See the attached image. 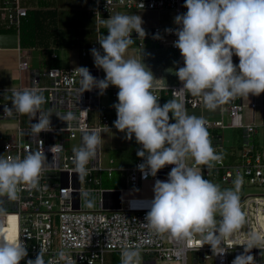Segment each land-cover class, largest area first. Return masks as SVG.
<instances>
[{
  "label": "clouds",
  "instance_id": "clouds-1",
  "mask_svg": "<svg viewBox=\"0 0 264 264\" xmlns=\"http://www.w3.org/2000/svg\"><path fill=\"white\" fill-rule=\"evenodd\" d=\"M141 6L144 7L142 3ZM184 7L186 13L174 18L178 27L165 29L178 37L173 43L183 58L184 66L175 73L183 84L179 91L202 97L210 111L238 97L264 93V0H185ZM143 23L137 14H116L107 19V35L98 40L102 51L90 50L95 66L106 75L98 80L87 67H79L81 93L99 89L103 95L109 86L118 88V102L112 105L117 115L113 126L125 134V139L134 137L141 146L136 154L143 161L137 166L142 178L156 177L162 168L173 165L166 180H155L154 196L144 203L147 212L143 226L151 234L167 237L182 250L200 237L202 245H210L214 254L223 255L226 249L222 241L245 222L240 201L243 175L237 172L232 187L222 189L198 170L204 166L211 172L224 158L215 151L205 120L189 115L180 99L159 103L158 79L143 62L142 51L140 60L125 58L134 43L132 33L143 38L147 35ZM153 38L161 37L157 33ZM234 55L239 58L238 65L233 63ZM11 102L12 108L4 107L5 114L26 115L37 121L31 124L29 136L39 137L41 132L51 130L52 114L42 111L47 101L41 92L15 91ZM57 116L67 124L75 119L72 113ZM170 119L175 122L170 123ZM101 139L100 133L84 130L81 145L73 148L72 164L80 179L88 175ZM52 148L57 153L63 151L60 144ZM50 163L42 151L28 152L23 158L0 155V205L15 201L20 185L38 189L46 164ZM244 246V253L236 256L232 264H256L248 253L253 248L264 250V233H249ZM56 255L55 264H60L65 253L59 251ZM120 255L121 264H140L138 247L125 246ZM27 256L23 242L0 236V264H20ZM26 264L53 262L45 261L40 250Z\"/></svg>",
  "mask_w": 264,
  "mask_h": 264
},
{
  "label": "built area",
  "instance_id": "built-area-1",
  "mask_svg": "<svg viewBox=\"0 0 264 264\" xmlns=\"http://www.w3.org/2000/svg\"><path fill=\"white\" fill-rule=\"evenodd\" d=\"M3 1L0 9L5 10V21L1 22L0 18V24L7 28L14 27L20 33L22 19L28 15V7L21 0ZM182 5L183 0H123V3L121 0H93L89 11L96 19L97 37L90 42L88 48H82L81 54L83 57L90 56L92 48L102 51L98 40L102 35H107L105 19L112 15L116 7L129 10L174 8L181 12ZM142 27L147 35L144 38L138 37L133 32L134 43L130 47L141 51L149 39L156 45H167L179 50L173 43L178 37L174 33L165 32V29H176L178 25ZM157 33L160 39L153 38ZM19 49L18 67L20 70H27L30 67L29 54L22 48ZM79 67H87L92 76L100 79L101 69L94 63L69 67L50 66L45 71L32 70L29 85L0 88V121L14 120L18 127L17 133L12 134L10 139L0 138V155L23 158L28 152L42 151L51 162L46 164L38 189L20 185L18 198L0 205L4 208L0 212V228L5 229L4 236L9 240H20L26 246L28 256L20 264H26L28 259L34 260L40 250L43 251L44 260L52 261L53 264L59 251L65 253L60 264H106L107 252L121 253L125 246L138 247L143 251L140 264H207V258H213V264H232L236 256L244 253V244L249 233H264V193L247 194L241 200L245 222L231 237L222 241V247L226 249L223 255L214 254L210 245H202L200 237L193 241L190 248L182 250L181 246L167 237L151 234L143 226L147 212L144 203L150 201L154 194H142L139 191L149 180H166L173 165L162 168L156 177L142 178L137 167L143 162L140 157L135 164L128 167L114 165L115 160L112 157L105 163L101 139L97 157L88 166V175L84 179L79 178L72 164L73 148L81 145L84 130L96 131L102 138L104 129H116L113 122L117 115L112 105L118 102V88L115 86H109L103 95L99 89L81 93ZM44 77L49 83H42ZM157 85L156 95L160 97L161 105L174 98L180 99L189 115H195V111L204 105L202 97H193L179 91L183 87L180 80ZM33 89L46 98L47 102L42 106V111L52 114L51 130L41 132L39 137L29 136L31 124L37 122L36 120L29 118L28 124L23 125V115L13 113L8 116L4 113L5 106L12 108L13 92ZM104 95L111 96L110 103L102 101ZM245 108H249L250 113L249 119L243 121ZM211 112L213 113L207 117L195 116L205 120L210 140L217 153H222L224 157V136L220 129L227 125L241 126L245 143L236 154L239 162L235 165L226 163L223 158L211 172L204 166L199 168L206 175H210L212 171L219 172L222 179L229 183H232L237 172L248 177L252 184L264 183V144L255 141V135L264 126V93L259 96L249 94L248 98L238 97ZM68 113L75 117L68 124L57 116ZM225 113L230 118L227 125L223 119ZM169 115L171 117V113ZM174 122L170 119V123ZM73 139L77 140V144L73 143ZM57 144L63 146V151L57 153L52 148ZM191 166L195 167L194 163ZM116 171H123L120 176H124L129 184L102 185L103 176L107 174L112 177ZM262 251L264 250L253 248L248 254L254 257L256 264H264ZM119 262L121 264V258Z\"/></svg>",
  "mask_w": 264,
  "mask_h": 264
},
{
  "label": "rangeland",
  "instance_id": "rangeland-1",
  "mask_svg": "<svg viewBox=\"0 0 264 264\" xmlns=\"http://www.w3.org/2000/svg\"><path fill=\"white\" fill-rule=\"evenodd\" d=\"M51 1L54 0H47V2L51 3ZM23 5H26L27 7H32L33 0H21ZM55 6L58 8V15H57V27L59 31V41L62 43V46H55L54 39H50L53 45H51V48L57 47V51L59 53V57L57 58L56 62L58 63V66L61 67H69V66H79V65H89L93 64L94 60L92 55L88 57H83L81 54L83 46L76 44L72 47L66 45L69 39H72L76 32L77 28H80L79 25H77L79 22H82V17H84L83 22L85 23L86 27H89L94 31V38L97 37V30H96V19L91 14V12H88V9L90 8L91 4L93 3V0H55ZM39 4H43V0H39ZM77 11V15L81 20L77 21L78 23H75V14ZM75 11V12H74ZM116 14H137L139 15V11L134 10H127L125 7H116L112 11V15L114 16ZM110 18V17H109ZM107 19H105V25L107 22ZM84 26V24H83ZM49 36L45 35V39H47ZM36 39V38H34ZM30 48L32 51L29 54V60L31 63V66H35L37 69H41L42 71H45L47 68H49L50 65L53 64L54 59L49 56V54L44 53L43 51H40L38 48H36L34 45ZM24 50H28L27 46H23ZM85 48H88V46H85ZM1 52H7L9 54L10 51L2 50ZM19 53V52H18ZM19 60V59H18ZM30 68V67H29ZM26 70V74H24V83L26 85L30 84V76H31V69ZM12 87H18L21 85L20 83V77L19 72H14L12 77ZM42 83H49V80L47 78L42 79ZM102 101L104 103H110L111 102V96L110 95H104L102 98ZM210 110H207L205 106L203 105L202 108H199L195 111V115L200 116H209L211 115ZM249 113L250 109L245 108L243 111V121H246L249 119ZM219 117V116H218ZM224 123L227 125L230 123L229 114H224ZM29 122V117L26 115H23L22 123L23 125H27ZM0 138L1 140L10 139L12 134L17 133V125L16 121L14 120H2L0 121ZM5 127H7L5 129ZM220 132L224 136V160L226 163H231L234 165L239 162V158L237 157L238 151L244 146L245 139H244V132L243 128L241 126H232L227 125L220 129ZM210 138V137H209ZM135 141V138L132 139ZM74 144H77V140H72ZM255 141L257 143L261 142L264 144V126L260 127V131L257 135H255ZM102 143H103V153H104V162L108 163V160L110 157L114 158V165L119 167H128L133 164H135L138 156L137 151L140 148L139 145H132L130 143V140L125 139V134L118 131L117 129H104L102 131ZM188 164H193L194 162L192 160L187 161ZM198 170H202L199 168ZM127 172V171H126ZM120 173H123V171H116L112 177L107 176L105 174L102 179V185L104 186H113L117 184H121L123 186L128 185L129 182L124 176H120ZM202 174L205 179H209L214 183H217L221 186V188H231L232 183L225 182L222 179V175L219 172L212 171L210 175H206L205 172L202 170ZM236 176V174H235ZM235 178V177H234ZM244 178V185L242 186L241 192H240V201L247 195L251 193H264V183L262 184H252L249 182L248 177L243 175ZM155 181L149 180L145 182L142 185V188L139 192L142 194H154L153 193V186ZM86 198V195H85ZM141 253L140 260L143 259V251L139 250ZM232 254V251L230 252ZM120 252H107L106 253V264H119L120 258H121ZM207 264H213V258H207Z\"/></svg>",
  "mask_w": 264,
  "mask_h": 264
},
{
  "label": "crops",
  "instance_id": "crops-1",
  "mask_svg": "<svg viewBox=\"0 0 264 264\" xmlns=\"http://www.w3.org/2000/svg\"><path fill=\"white\" fill-rule=\"evenodd\" d=\"M55 1V0H54ZM51 1V3L47 2V0H43V4H39V0H33V5L31 8H37L40 5H43L44 8H57L55 6V2ZM60 1V0H59ZM185 0H183L182 10L181 12L177 11L174 8H163V9H136L139 11V15L142 17L144 23L143 25H176L174 22V18L178 14L186 13L187 9L184 7ZM4 4L3 0H0V6ZM26 6V5H25ZM128 10V9H127ZM58 11V8H57ZM56 11V12H57ZM76 11V10H75ZM74 11V12H75ZM89 12V9H88ZM78 13L76 11L75 14V23L81 20L79 16H76ZM0 18L1 22L5 21V10L0 9ZM82 22L77 25L83 24ZM79 29L78 27H76ZM81 28V27H80ZM0 29H4L6 31H0V88H8L12 87V77L14 72H19L20 83L26 85L24 83V74H26V70H20L18 67L19 63V55L20 48H23L24 45L21 43V35L17 31L16 28H7L4 27L3 24H0ZM9 30V31H7ZM79 38L78 31L72 39H69L67 44H73L77 42L76 40ZM62 44V43H61ZM28 47V54L31 53L32 47ZM2 50L10 51L9 54L7 52H1ZM143 53V62L147 66L149 70L152 71L155 78L158 80L156 83H175L179 80L178 76L175 74L179 67L184 66L183 58L179 50L173 49L167 45L161 46L156 45L153 41L147 40V45L141 49ZM141 51H138L135 48L129 47L128 52L126 53L125 58H136L138 60L141 59ZM19 52V53H18ZM29 59V56H28ZM30 62V60H29ZM234 65H238L239 58L237 56H233ZM31 71L35 68V66H31ZM104 71L100 70V79L105 77Z\"/></svg>",
  "mask_w": 264,
  "mask_h": 264
},
{
  "label": "trees",
  "instance_id": "trees-1",
  "mask_svg": "<svg viewBox=\"0 0 264 264\" xmlns=\"http://www.w3.org/2000/svg\"><path fill=\"white\" fill-rule=\"evenodd\" d=\"M57 8H44L43 5H40L37 8L28 7V15H26L22 19L20 35H21V43L25 46H35L40 51H43L46 54H49L50 57L54 59L53 64L50 66H58L56 62L59 57V53L57 51V47L51 48V45L62 46L59 41V31L57 27ZM84 24V26H83ZM80 25L77 31L79 33V38L76 40L77 42L73 44H66L70 47L79 44L83 47L89 46L90 42L94 40V31L89 27H86L85 23ZM0 31H6L4 29H0ZM9 31V30H7ZM45 35L49 37L45 39ZM53 37L54 43L52 44L51 40ZM36 38V39H34ZM56 53V55H54ZM49 66V67H50ZM132 145H138L136 141H132Z\"/></svg>",
  "mask_w": 264,
  "mask_h": 264
},
{
  "label": "bare ground",
  "instance_id": "bare-ground-1",
  "mask_svg": "<svg viewBox=\"0 0 264 264\" xmlns=\"http://www.w3.org/2000/svg\"><path fill=\"white\" fill-rule=\"evenodd\" d=\"M4 230H5L4 228H0V236H4V235H5V234H4ZM11 230H12V229H11ZM11 230H10V231H11Z\"/></svg>",
  "mask_w": 264,
  "mask_h": 264
}]
</instances>
